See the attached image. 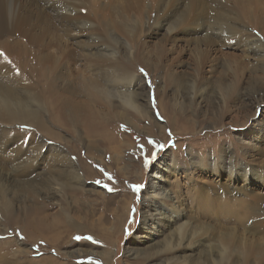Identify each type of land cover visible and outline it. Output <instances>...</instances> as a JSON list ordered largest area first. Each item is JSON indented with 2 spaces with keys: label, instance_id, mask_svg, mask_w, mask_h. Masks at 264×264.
<instances>
[{
  "label": "rangeland",
  "instance_id": "1",
  "mask_svg": "<svg viewBox=\"0 0 264 264\" xmlns=\"http://www.w3.org/2000/svg\"><path fill=\"white\" fill-rule=\"evenodd\" d=\"M27 1L0 264H264V0Z\"/></svg>",
  "mask_w": 264,
  "mask_h": 264
},
{
  "label": "bare ground",
  "instance_id": "2",
  "mask_svg": "<svg viewBox=\"0 0 264 264\" xmlns=\"http://www.w3.org/2000/svg\"><path fill=\"white\" fill-rule=\"evenodd\" d=\"M46 1V5H47V7L48 8H50L52 5H55V3H56V1H58V0H45ZM30 2V0L29 1H27V4ZM13 0H0V39H3L1 42H0V55H1V53H4V57L2 56V57H0V68L3 70V69H8L9 68V71H10V68L12 67V64H11V59H10V55H11V52H10V50L13 48V41H12V39H7L8 38V35L12 32V30L14 29H16V30H18V28H17V26L19 25V24H22L23 22H24V19H22L21 17H19L21 14V12H22V10H20L19 9V7H18V10L16 11V8L13 6ZM62 10L63 11H61L62 13L65 11V10H67L66 8H62ZM28 19V18H27ZM27 23V22H26ZM28 25H30L29 23H27ZM26 24V25H27ZM24 26V25H23ZM22 26V29L24 28ZM19 27V29H21L20 28V26H18ZM82 27V26H81ZM27 27H25L23 30H25ZM37 28V27H36ZM40 31V30H39ZM15 32V31H14ZM18 31H16L15 33H17ZM49 33V32H48ZM7 35V36H6ZM23 35V34H22ZM54 35H56L55 33L53 34V36ZM5 36L7 37V38H5ZM50 36V34L47 36V39L46 40H44V41H42V42H40V44L41 45H45V44H50L51 42H52V44L54 43V40H55V38H51V37H49ZM10 37V36H9ZM60 37V36H59ZM58 37V38H59ZM35 38H37V37H31L30 38V40L31 41H36V39ZM56 38H57V36H56ZM22 40V39H21ZM56 40H58V39H56ZM18 41V40H17ZM58 42H60V41H58ZM15 43V42H14ZM62 44V43H61ZM258 45V44H257ZM17 47V46H16ZM44 48H45V46H43ZM51 47V46H50ZM54 48V47H53ZM27 49V48H26ZM48 49V48H47ZM46 49V50H47ZM97 49V48H96ZM15 50V49H14ZM68 50V49H67ZM73 50V49H72ZM254 50V49H253ZM15 51H17V50H15ZM19 51V50H18ZM23 50H21V52H22ZM24 51H25V49H24ZM45 51V50H44ZM63 51H64V49H63ZM74 51V50H73ZM14 53V52H13ZM16 53H19V52H16ZM10 54V55H9ZM1 71V70H0ZM4 72V71H3ZM5 73H6V71H5ZM8 73V72H7ZM13 73V72H12ZM12 77V76H11ZM11 80V79H10ZM225 81V80H224ZM2 87L4 86V87H6L3 83H2V85H1ZM9 89V88H8ZM53 92V91H52ZM8 95H10V92H6L5 90H0V98H2V99H9V96ZM12 99V98H11ZM60 104V103H59ZM60 105H62V104H60ZM164 105V104H163ZM162 105V106H163ZM59 107V106H58ZM60 107H62V106H60ZM77 108V107H76ZM76 108H75V105H74V109H75V111H78V110H76ZM89 107H87L86 109H88ZM163 108V107H162ZM90 109V108H89ZM69 111V110H68ZM31 112V111H30ZM29 112V113H30ZM61 112H62V110H61ZM217 112V111H216ZM220 112V111H219ZM32 113V112H31ZM64 113H66V112H64ZM67 114H69V113H67ZM90 113H89V111H87L86 113L85 112H83V111H81V112H77V117H79V116H88ZM7 115V114H6ZM31 115V114H30ZM31 116H33V115H31ZM34 117V116H33ZM32 117V118H33ZM12 118V117H11ZM24 119V118H23ZM22 119V120H23ZM73 119V118H72ZM26 120V119H25ZM28 120V119H27ZM36 120V119H35ZM40 120V119H39ZM22 122V121H21ZM73 124V123H72ZM62 160V159H61ZM170 171V170H169ZM158 174V173H157ZM153 178H155V179H157V181H155V182H153V181H151L150 182V184H149V186H148V188H152V187H155V188H159V190L157 189V191H155L154 192V195L150 198V199H148V201L147 202H145L144 203V214L146 215V214H148L149 213V211H150V209H152V210H154L155 212L154 213H151L150 214V217H152V216H155V217H153L152 218V221L154 222V223H156V221H158L159 220V217L158 216H160V213H158L159 211L157 210V209H155V208H153V207H155L156 206V201L161 197V195H163L164 193H165V191H164V186H162V183H164L165 182V180H164V178H162V176L161 175H156V176H154ZM150 188V189H151ZM160 190H162L161 192H160ZM146 207H148V209H146ZM143 214V215H144ZM144 223H145V221H144ZM143 223V224H144ZM145 225H146V223H145ZM143 226V225H142ZM149 226H151V225H149ZM47 229H49V228H47ZM150 229V228H149ZM142 231L141 232H139V234L141 235V237H142V234L143 233H145L146 232V230L148 231V228H146V226L145 227H143V229H141ZM133 254V253H132Z\"/></svg>",
  "mask_w": 264,
  "mask_h": 264
},
{
  "label": "snow or ice",
  "instance_id": "3",
  "mask_svg": "<svg viewBox=\"0 0 264 264\" xmlns=\"http://www.w3.org/2000/svg\"><path fill=\"white\" fill-rule=\"evenodd\" d=\"M141 71H143V70H141Z\"/></svg>",
  "mask_w": 264,
  "mask_h": 264
}]
</instances>
